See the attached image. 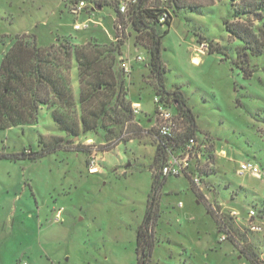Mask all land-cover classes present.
<instances>
[{
    "label": "rangeland",
    "instance_id": "obj_1",
    "mask_svg": "<svg viewBox=\"0 0 264 264\" xmlns=\"http://www.w3.org/2000/svg\"><path fill=\"white\" fill-rule=\"evenodd\" d=\"M79 1L0 0V62L17 37L40 46L114 43L115 0H83L87 5L76 15L72 8ZM178 2L182 7L170 5L171 24L163 38L165 85L181 87L187 97L201 154L191 159L189 180L169 176L159 190L151 264H250L239 249L245 243L236 235L238 246L232 244L226 229L239 228L264 259V54L248 51L244 65L252 74L244 78L233 62L243 61L241 44L223 25V19L234 18L230 1ZM88 18L87 28L74 29ZM254 25L264 27V21ZM123 34L114 70L124 82V101L140 103L136 126L116 123L110 110L105 128L73 138L53 121L52 108L42 105L36 122L0 130V152L9 154L40 150L56 136L67 141L35 160L0 159V264L137 263L138 226L152 175L161 174L153 164L157 81L146 66L145 39L138 44L127 20ZM199 34L222 46L228 58L208 53ZM138 54L144 59L135 60ZM123 64L128 72L121 71ZM68 75L76 103L70 112L79 116L75 58ZM245 160L259 165L260 177L239 173ZM207 204L228 223L221 218L216 224ZM252 224L260 230L251 231Z\"/></svg>",
    "mask_w": 264,
    "mask_h": 264
},
{
    "label": "trees",
    "instance_id": "obj_2",
    "mask_svg": "<svg viewBox=\"0 0 264 264\" xmlns=\"http://www.w3.org/2000/svg\"><path fill=\"white\" fill-rule=\"evenodd\" d=\"M106 3L108 0H104ZM233 10V19H223L225 30L231 39L241 44L239 57L243 61H233L242 72L244 78L251 76L246 64L248 51L264 54V27L255 26L254 21H264V0H229ZM119 0H115L117 20L115 42L108 46H97L86 43L84 46H69L60 42L40 46L36 41L28 42L17 37L5 51L0 62V130L13 126H22L36 122L42 105L51 107V117L60 130L73 138L80 133L105 128V119L114 111L115 122L136 126L131 102L124 101V82L120 72L114 70L115 55L121 54L124 45L125 21L130 23L138 40L146 41V53L151 73L157 81L154 96L167 110L173 113L174 126L169 134H161L157 126L152 128L155 139L153 164L161 169L169 154L180 155L186 151L191 157L201 154L200 143L195 137L197 130L196 115L188 104V99L177 86L167 90L165 70L162 60L163 38L168 34L173 9L170 5L182 7L178 0H132L125 13L119 11ZM215 0H210L214 3ZM195 7V6H191ZM202 45L208 53L219 52L222 59L228 58V52L222 46L212 44L206 36L199 34ZM136 41V39H135ZM141 40L138 42V44ZM236 57H237V48ZM75 58L78 68L79 108L80 114H72L75 97L71 89L68 71L71 60ZM123 67H121V71ZM155 104V103H154ZM155 113V106H154ZM179 122L185 124L181 130ZM133 138V137H131ZM127 138V139H131ZM50 144L45 143L40 150H21L15 153L0 152V159L28 158L35 160L60 149L67 142L63 137L56 136ZM187 172L182 175L189 177ZM161 176V177H160ZM153 174L150 192L147 199L144 217L138 226L136 239V264H151L155 247L154 227L160 214L157 211L159 190L164 186L167 177ZM190 188L197 201L201 194L190 181ZM207 213L216 224L221 220L223 225L228 222L223 216L214 212L207 204ZM250 229V227H249ZM227 238L238 246L234 237L237 235L245 246L239 249L250 264H264L254 246L239 228L229 224L226 229ZM251 230V229H250ZM252 231V230H251ZM255 232V231H253ZM246 246L248 250H245ZM184 264V261H182Z\"/></svg>",
    "mask_w": 264,
    "mask_h": 264
},
{
    "label": "built area",
    "instance_id": "obj_3",
    "mask_svg": "<svg viewBox=\"0 0 264 264\" xmlns=\"http://www.w3.org/2000/svg\"><path fill=\"white\" fill-rule=\"evenodd\" d=\"M132 0H119L118 6L119 11L121 13H125L128 9L129 2ZM86 3L83 0H80L74 8H72V13L78 15L84 7H86ZM89 18L84 20L83 22H75L73 24L74 29H83L89 26ZM144 57L140 54L136 55L135 60H143ZM123 71L128 72V66L123 64ZM154 103H155V125L159 129L161 134H169L171 129L174 126L173 121V113L170 110H167L163 105L159 102L157 96H154ZM132 110L133 113H138L140 110V103L133 102L132 103ZM191 153L186 151L183 154L175 155L169 154L165 162L163 163L160 173L164 176H179L182 175L184 172H188L190 168L191 162ZM91 169H94L91 167ZM239 173H249L253 176L260 177L261 176V169L257 163L251 160H245L240 162ZM196 183L199 184L198 178H195ZM252 231L260 230V227L252 224L250 226Z\"/></svg>",
    "mask_w": 264,
    "mask_h": 264
},
{
    "label": "bare ground",
    "instance_id": "obj_4",
    "mask_svg": "<svg viewBox=\"0 0 264 264\" xmlns=\"http://www.w3.org/2000/svg\"><path fill=\"white\" fill-rule=\"evenodd\" d=\"M193 60L195 61V62H198V58L197 57H193ZM93 170V169H92Z\"/></svg>",
    "mask_w": 264,
    "mask_h": 264
}]
</instances>
